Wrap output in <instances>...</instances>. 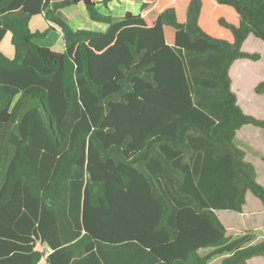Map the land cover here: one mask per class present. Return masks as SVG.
Wrapping results in <instances>:
<instances>
[{
    "label": "trees",
    "instance_id": "obj_1",
    "mask_svg": "<svg viewBox=\"0 0 264 264\" xmlns=\"http://www.w3.org/2000/svg\"><path fill=\"white\" fill-rule=\"evenodd\" d=\"M80 2L106 31L58 14ZM39 14L48 28L33 31ZM50 31L62 52L42 44ZM7 33L0 264H71L98 245L133 242L162 264L264 256V241L232 238L215 212H243L248 191L264 205L235 141L264 119L243 111L229 72L236 59H261L242 45L250 34L264 41V0H144L121 17L94 0H0V44ZM255 89L264 93V81Z\"/></svg>",
    "mask_w": 264,
    "mask_h": 264
},
{
    "label": "crops",
    "instance_id": "obj_2",
    "mask_svg": "<svg viewBox=\"0 0 264 264\" xmlns=\"http://www.w3.org/2000/svg\"><path fill=\"white\" fill-rule=\"evenodd\" d=\"M94 1H96L97 8L100 12L105 13V14H112V15L118 16V17L124 16L127 12H132L133 14H139L141 11V6L144 2V0H94ZM58 14L61 17H63L71 25V27L74 29H85L86 30V29H94V28L98 29V28H100V29H102V31H104L105 29L108 28V25L106 23L97 22V21L92 20L90 18L84 2H80L78 4L70 5V6H67L65 8L59 9ZM80 14H82V15L78 16ZM77 17H83V18L86 17L92 21L89 24L83 26L82 21L77 19ZM94 22H96L97 25H95ZM30 27L33 31L45 30L48 27V24H47L46 20L44 19V15L39 14V15L32 16L31 20H30ZM54 32H55L54 33L55 34L54 35L55 40L53 41V43L51 42V43L47 44V43H44V41H42V44L50 47L54 51L62 52L65 49V43L62 44L60 41V43H61L60 44L59 40L60 39L63 40V38L57 31H54ZM96 32H99V31H96ZM9 35H11V34L10 33L6 34L5 38L3 39L2 43L0 44V49L1 50L5 49L6 54L12 56V53L14 51L13 45H12V47H13V50H12L11 48L9 49V44L6 45V42H4L5 39L9 38ZM253 38L256 39L258 37H256L253 34H250L247 37V39L244 41V43L242 45V50L253 53L254 49H252L248 45L249 42ZM258 39H260V38H258ZM63 42H64V40H63ZM249 60H251V59H249ZM249 60H248V58L236 59L234 61V63L232 64V66L230 67L229 72H230V76L232 78V89L237 94V98H238L237 102L241 106L243 111L245 113H248V114L250 113L251 115L254 114V115L260 117L258 114L254 113L251 109L247 108L246 105L244 104V102L241 100V94L243 93L242 85L250 86L251 88H253V87L256 88V86L260 83L259 81H257L254 84L253 83L250 84L251 73L249 71V65L254 60H252V61H249ZM262 61H263V55L261 54V59L254 61V62H260L261 63ZM236 69L239 70L238 77L239 76L241 77V78L239 77V82L237 84H236V81H237L236 77L237 76H235V74H234V70H236ZM240 82L243 84L240 85L239 84ZM254 94L264 95V93H258V92H256V90H255ZM254 126L255 125H253V124H246V125L242 126L239 130H237L235 141H236V144L240 148L245 150L246 159L248 161H250L251 163H253L255 168H256L257 180L261 184L264 185V181L261 179V177L258 174L256 162L254 160H252L249 156L248 149L250 147L247 145V142H243V141H240L238 139L240 137V139H243L244 141L247 140V138L245 136L243 137L241 134L242 132L245 131V129L257 130V133H261V134L263 133V135H264V129L263 128L257 126L258 128L255 129ZM256 150L257 151H255V153L261 157L262 161H264V150L261 148H257ZM250 192L251 191L247 192V197H246L247 201H246V204H244V206H243V212H238L242 215L246 213V207L248 206V203L250 201ZM228 210H230V209L216 210L215 211L217 213V215L219 216V218L221 219V221L223 222V224L226 226L227 234L229 231V228L227 225V220H226L225 215L222 216L221 213L226 214ZM248 232L251 233L250 231H248ZM256 241L257 240L255 237L254 243H257ZM45 249L47 252L46 254L51 252V248L48 247L47 245H45ZM253 258H257L260 262H262L264 264V256H255ZM253 258H251L248 261L249 264H251L250 262ZM222 260L218 264H221ZM41 264H45V258L42 259ZM71 264H162V263L154 261L153 255L150 253L149 250L144 249L141 246H139L138 244L133 242V243H127V244H118V245H114V246H100V245H98V247L96 246L92 252H88L87 254H85L79 258H76Z\"/></svg>",
    "mask_w": 264,
    "mask_h": 264
},
{
    "label": "rangeland",
    "instance_id": "obj_3",
    "mask_svg": "<svg viewBox=\"0 0 264 264\" xmlns=\"http://www.w3.org/2000/svg\"><path fill=\"white\" fill-rule=\"evenodd\" d=\"M81 15L82 14L78 16H81ZM82 18L83 17H77V19L82 21L83 26L89 24L92 21L86 17H84L83 19ZM94 23L95 25H97L96 22ZM86 30L87 31L89 30L90 32L91 31L92 32H95V31L104 32L107 29H105L104 31H102V29L100 28L86 29ZM54 33H55L54 31H50V33L47 35V38L43 40L44 43H47V44L51 42L53 43V41L55 40ZM60 41L62 44L64 43L62 39L59 40V43ZM4 42H6V45L9 44V49L11 48L13 50L12 43H11V35H9V38L5 39ZM248 45L252 49H254L253 52H259L263 55V61L261 63L253 61L249 65V71L251 73L250 84L251 83L254 84L257 81L259 82L264 81V42L261 39L253 38L249 42ZM3 52L6 54L5 49L3 50ZM13 54H14V51L12 53V56ZM8 56H11V55H8ZM249 61H252V60H249ZM237 73L239 75L238 69H237ZM237 83L238 81H236V84ZM239 84L242 85L243 83L240 82ZM242 90H243V93L241 94V100L244 102L247 108L251 109L254 113L258 114L260 117L254 114L252 115L256 116L257 118L264 119V95L254 94L256 90L255 87L251 88L250 86L242 85ZM254 127L255 129L258 128L257 126H254ZM241 134L243 137L245 136L247 140L244 141L243 139H240V137L238 139L240 141L247 142V145L250 147L248 149L249 156L252 160L256 162L258 174L261 177V179L264 181V161H262L261 157L255 153V151H257L256 150L257 148H261L264 150V135L263 133L262 134L257 133V130H247V129H245V131L242 132ZM221 215L222 216L225 215L226 217L227 225L229 228L228 234L232 238H237L245 234L247 231H250L252 234L255 235L257 243L264 241V206L262 205L259 198H257L253 193L250 192V201L248 203V206L246 207L245 214L242 215L236 211L228 210L226 214L221 213ZM253 244L255 243L253 242ZM206 251L207 250H202V253H205ZM223 257L224 256L215 257L213 261H211L210 264H218L223 259ZM257 258H253L250 263L251 264H263Z\"/></svg>",
    "mask_w": 264,
    "mask_h": 264
}]
</instances>
